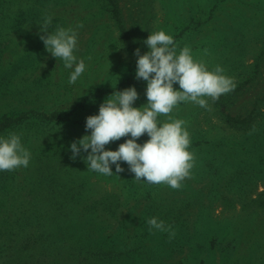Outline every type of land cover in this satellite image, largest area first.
Returning <instances> with one entry per match:
<instances>
[{"label":"rangeland","instance_id":"374dc122","mask_svg":"<svg viewBox=\"0 0 264 264\" xmlns=\"http://www.w3.org/2000/svg\"><path fill=\"white\" fill-rule=\"evenodd\" d=\"M47 15L49 31L77 29L87 67L75 84L40 39ZM159 29L235 83L208 107L160 115L190 132L179 188L138 181L123 161L106 176L69 148L113 91L134 85L146 103L134 49ZM12 131L31 158L0 182L13 195L0 194V264H264V0H0V135ZM152 216L174 235L150 231Z\"/></svg>","mask_w":264,"mask_h":264},{"label":"clouds","instance_id":"9594fccd","mask_svg":"<svg viewBox=\"0 0 264 264\" xmlns=\"http://www.w3.org/2000/svg\"><path fill=\"white\" fill-rule=\"evenodd\" d=\"M52 16H45L40 29V39L45 49L63 61L70 69L68 83L75 84L86 70L85 59L75 54L78 47L77 29L71 25L50 30ZM143 43L147 50L134 49L136 55L135 78L146 81V103L135 106L139 93L128 86L115 90L99 105L98 112L86 116L85 129L90 130L69 144L71 156L81 151L87 169L106 176L124 171L121 161L126 162L134 178L147 183H164L179 188L185 177L191 175L194 153L189 149L190 132L183 118L161 121V114L171 113L181 102H194L208 107V97L213 100L232 90L235 83L224 73L221 65L209 68L197 60L189 45L179 47L174 37L159 29L149 32ZM179 47V51L177 48ZM179 87H174V84ZM147 134L142 143L138 138ZM125 137L115 149L105 146ZM90 149V150H89ZM31 152L24 145L21 134L12 131L0 135V170L27 167ZM146 223L151 231L169 232L171 225L152 216Z\"/></svg>","mask_w":264,"mask_h":264},{"label":"trees","instance_id":"16d2710c","mask_svg":"<svg viewBox=\"0 0 264 264\" xmlns=\"http://www.w3.org/2000/svg\"><path fill=\"white\" fill-rule=\"evenodd\" d=\"M42 58H44L43 57V55H42ZM47 115V114H46ZM50 116V115H49ZM48 117V116H47ZM3 173L1 174L0 173V176H1V178L3 179L2 181H0L2 184H3V182L5 181V182H9V181H14L15 179H17V174H16V172L14 171V169H12V170H1ZM1 190L2 189H0V194L1 193H4L5 195H7L10 199H12L13 198V195L12 194H10L8 191L7 192H4V190H3V192H1Z\"/></svg>","mask_w":264,"mask_h":264}]
</instances>
